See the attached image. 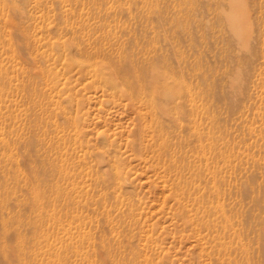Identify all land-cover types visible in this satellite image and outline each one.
<instances>
[{
	"label": "rangeland",
	"instance_id": "1",
	"mask_svg": "<svg viewBox=\"0 0 264 264\" xmlns=\"http://www.w3.org/2000/svg\"><path fill=\"white\" fill-rule=\"evenodd\" d=\"M0 264H264V0H0Z\"/></svg>",
	"mask_w": 264,
	"mask_h": 264
},
{
	"label": "bare ground",
	"instance_id": "2",
	"mask_svg": "<svg viewBox=\"0 0 264 264\" xmlns=\"http://www.w3.org/2000/svg\"><path fill=\"white\" fill-rule=\"evenodd\" d=\"M235 1H236V0H235ZM236 30H237V29H236ZM240 30H241V29H240ZM135 77H136V76H135ZM141 79H142V78H141ZM172 89H173V88H172ZM172 89H171V90H172ZM168 90H169V89H168ZM171 90H170V91H171ZM173 90H174V89H173Z\"/></svg>",
	"mask_w": 264,
	"mask_h": 264
}]
</instances>
